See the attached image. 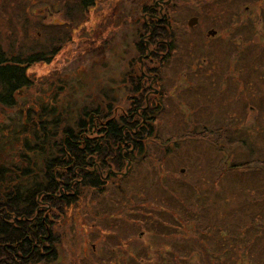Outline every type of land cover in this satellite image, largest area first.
Returning a JSON list of instances; mask_svg holds the SVG:
<instances>
[{"label": "rangeland", "instance_id": "obj_1", "mask_svg": "<svg viewBox=\"0 0 264 264\" xmlns=\"http://www.w3.org/2000/svg\"><path fill=\"white\" fill-rule=\"evenodd\" d=\"M75 1L0 0L3 49H45L56 35L65 42L51 63L27 67L32 87L15 107L0 106V165L34 142L33 124L49 113L61 130L97 110V125L141 123L125 113L135 96L127 76L132 67L140 73L137 44L165 23L174 46L146 63L164 94L148 128L128 136L147 137L143 154L128 158L123 177L115 165L113 175L104 170L103 191L81 186L70 206H46L54 258L39 264H264V0H173L161 22L143 11L169 0H95L79 22L67 7ZM209 28L216 39L206 37ZM25 150L29 161L15 168L41 171L48 152L33 158ZM37 261L32 255L28 264Z\"/></svg>", "mask_w": 264, "mask_h": 264}, {"label": "trees", "instance_id": "obj_2", "mask_svg": "<svg viewBox=\"0 0 264 264\" xmlns=\"http://www.w3.org/2000/svg\"><path fill=\"white\" fill-rule=\"evenodd\" d=\"M94 2L95 0H76L73 6L67 7H70L69 13L74 12L79 22L83 21L79 17H84L94 7ZM48 28L57 30L59 35L64 27L53 25ZM40 39L35 38L34 42L37 43ZM48 40L51 44L49 47L27 53L23 50L16 52L13 45L8 50L0 46V106L8 109L15 107L16 95L21 90L32 87L27 67L42 62L51 63L65 43L60 35ZM141 103L145 105L143 99ZM93 113L97 115L99 110ZM54 114L49 113L42 117L44 119L39 124H33V130L37 127L39 132L33 131L34 142L27 139L23 144L20 143V149L5 158L9 165L4 159L0 165V183H5L0 189V264H28L32 255L38 259L37 264L54 258L50 252L53 243L48 238L50 219L47 207L54 209L51 205L53 201L70 206L75 199L68 202V195L73 190L77 192L81 186L94 192L103 191L108 180L104 176V170L107 169L113 175L109 169L115 165V172L121 175L118 171L124 167L128 158L136 153L142 155L145 150L147 137L143 134L142 137L137 135L139 137H135V140L128 139L134 129L142 128L127 126L124 118L120 119L124 121L123 124L112 120L97 125L99 121L96 116L89 114L91 117L88 122L89 116L85 115L86 118H79L73 127L67 126L61 130V118ZM149 115H143L148 123L152 122ZM54 139L55 146L47 151L46 145ZM131 143L134 145L131 146ZM124 144L133 147L134 152L131 153L130 147L124 152L121 148ZM26 148L33 158L36 154L42 157L48 152V158L42 160L41 171L36 173L27 167L15 168L22 158L25 160L26 157L29 161ZM11 169L17 170L12 172ZM19 171L20 175L17 174Z\"/></svg>", "mask_w": 264, "mask_h": 264}, {"label": "flooded vegetation", "instance_id": "obj_3", "mask_svg": "<svg viewBox=\"0 0 264 264\" xmlns=\"http://www.w3.org/2000/svg\"><path fill=\"white\" fill-rule=\"evenodd\" d=\"M173 0H169L168 2H164L162 3H155V7H152V10L147 8L145 11H143V15H148L150 17V19H155L158 22L163 21L162 20V14L163 13H168L169 8L171 6V3ZM252 1V0H251ZM255 1V0H253ZM232 3H237L236 0H232ZM167 8V9H166ZM144 9V8H143ZM171 9V7H170ZM165 10V11H164ZM159 14L160 17H157V15ZM196 18V17H195ZM198 20V19H197ZM198 23V22H197ZM188 25V22H187ZM197 25V24H196ZM190 27L189 28H195L196 27ZM170 30V26L169 25H165V23H163L162 25H153L151 27V30L145 34L142 35V40L139 41V44H137V52L139 53V58H138V62H139V69H140V73H135V68L132 67V74L128 75L127 77H129L128 81L130 82L129 84V88H130V92H134V97L131 100L132 104L129 106L128 111H126L125 113H129V114H139L140 118H141V123H136V127L137 128H142V127H146V120L144 118V114H147L149 111H152V109L160 107L162 104L160 101L163 100L162 98V94L163 91H161V87H162V80L160 79V77H157V74L154 72L152 73L150 69L147 68V65L149 64V62H154L156 61V59L158 58V55L161 54L165 48V46H168V48L173 47L174 45H172V38L173 35H175L173 32H170L169 34H172V38H169L167 36L166 33H164L165 31H169ZM209 31L211 32H215V34L213 35V33H209ZM207 36L208 40L209 39H216L218 34L217 32L213 29V28H209L207 31ZM166 39H164L165 37ZM145 39V42L144 40ZM171 39L170 42H168ZM144 42V43H143ZM214 43H219L216 45H219V47L221 45H223L224 43H222V41L216 40L214 41ZM218 47V46H215ZM152 48H154L152 50ZM210 44H209V50L210 51ZM212 51V50H211ZM157 56V57H156ZM146 63H148L146 65ZM217 63V60H216ZM144 67L146 69H144ZM145 70V71H144ZM212 70H222L221 68H217L212 66ZM215 80V79H214ZM151 97V98H150ZM160 97V99L158 98ZM242 97V96H241ZM238 97V101L237 106L238 109L236 112H241L243 111V107H242V103H243V98ZM143 99V103H145V105H142L141 100ZM154 98H157V100H155ZM235 104V103H234ZM157 106V107H156ZM234 105L231 106V108H233ZM242 107V108H241ZM146 122V123H145ZM134 144L131 143V146H133ZM133 148V147H132ZM135 150V149H134ZM132 149V151H134ZM124 174H121L120 177H122Z\"/></svg>", "mask_w": 264, "mask_h": 264}, {"label": "water", "instance_id": "obj_4", "mask_svg": "<svg viewBox=\"0 0 264 264\" xmlns=\"http://www.w3.org/2000/svg\"><path fill=\"white\" fill-rule=\"evenodd\" d=\"M187 22L190 27H193L197 24V18H191ZM209 33L210 34L213 33V35L215 34V32H211V31H209Z\"/></svg>", "mask_w": 264, "mask_h": 264}]
</instances>
